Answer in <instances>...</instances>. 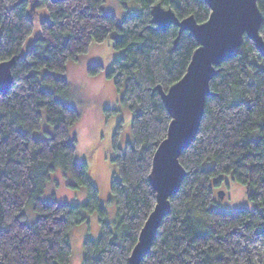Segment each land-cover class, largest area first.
Wrapping results in <instances>:
<instances>
[{
	"label": "trees",
	"instance_id": "16d2710c",
	"mask_svg": "<svg viewBox=\"0 0 264 264\" xmlns=\"http://www.w3.org/2000/svg\"><path fill=\"white\" fill-rule=\"evenodd\" d=\"M104 1L0 0V62L16 57L12 87L0 92V264H69V232L93 211L102 229L98 240L84 241L83 264H130L157 203L149 175L172 116L153 89L160 84L167 92L179 81L199 45L187 30L176 42V25L158 29L151 9L160 3L180 19L194 15L199 23L210 17V7L204 0H120L137 3L140 11L126 13L119 22L103 13ZM257 4L264 39V0ZM113 31L119 34L113 47L123 55L113 61L109 75L124 89L121 102L133 113V138L125 148L118 146L119 132L112 141L115 226L107 220L98 186L89 180L87 162L76 160L70 128L80 112L59 98L69 84L54 73ZM242 43L210 82L214 94L206 97L198 134L179 159L184 180L140 264H264L259 251L264 250V55L246 34ZM88 71L97 73L98 66ZM43 109L53 132L36 139ZM256 131L259 136L253 138ZM205 161L212 166L204 167ZM58 168L71 174L73 187L86 186V202L42 198ZM228 173L255 188L250 198L258 208L229 213L212 208L211 181ZM29 205L39 216L32 223L25 220Z\"/></svg>",
	"mask_w": 264,
	"mask_h": 264
},
{
	"label": "rangeland",
	"instance_id": "374dc122",
	"mask_svg": "<svg viewBox=\"0 0 264 264\" xmlns=\"http://www.w3.org/2000/svg\"><path fill=\"white\" fill-rule=\"evenodd\" d=\"M126 4H122L120 0H105L102 3V11L104 14L116 15L118 21L122 22L126 13L140 11L135 2L128 1ZM118 36L117 31H113L105 40L90 43L88 51L69 59L63 71L54 72L58 78L66 77L69 84L67 89L59 94V98L64 103L75 106L80 112V118L70 128V138H76V160L87 162L89 180L98 186L100 203L106 210L108 222L113 226L116 225L118 213L111 191L112 179L117 171L116 164L112 161L115 154L112 141L117 136L118 146L125 148L127 140L133 138L130 124L133 113L128 104L121 102L124 89L119 90L115 78L109 75L113 61L123 55L122 50L113 47L114 39ZM97 50L99 55L96 57ZM94 65L98 66V72L91 74L88 69ZM41 117L39 129L33 133L36 139L47 137L48 133L53 132L44 109L41 111ZM118 124L121 125L120 128ZM116 132H119L118 135ZM252 136L257 138L259 131L254 132ZM203 165L208 168L212 166V162L205 161ZM72 180L71 174L61 168L52 171L42 198L48 202L55 200L58 204L86 202V186L73 187ZM211 183L213 209L229 213L243 208H258L250 198L255 188L238 183L230 173L219 175L212 179ZM25 217L29 223L39 218L31 205L26 207ZM101 229L97 211L88 213L85 221L73 225L69 232L72 248L69 264H83L84 241L88 237L98 240ZM259 251L264 258V250Z\"/></svg>",
	"mask_w": 264,
	"mask_h": 264
},
{
	"label": "water",
	"instance_id": "95a60500",
	"mask_svg": "<svg viewBox=\"0 0 264 264\" xmlns=\"http://www.w3.org/2000/svg\"><path fill=\"white\" fill-rule=\"evenodd\" d=\"M52 1L55 3L58 0ZM204 1L210 7L211 14L206 21L199 23L194 15L180 19L172 8H164L160 3L151 9L153 23L158 29L178 26L176 42L183 31H190L199 47L192 53L186 73L167 92L160 84L153 89L159 90L172 119L166 138L154 153L149 175L156 190L157 203L139 233L130 255V264H140L150 251L161 221L170 212L169 199L180 190L186 169L179 159L198 134L206 97L214 94L210 82L219 71L217 67L234 55V51L243 44L245 34L256 42L259 52L264 55V39L259 31L263 16L258 8V0ZM15 62L16 57L0 62L1 93L12 87Z\"/></svg>",
	"mask_w": 264,
	"mask_h": 264
},
{
	"label": "crops",
	"instance_id": "0c3cea01",
	"mask_svg": "<svg viewBox=\"0 0 264 264\" xmlns=\"http://www.w3.org/2000/svg\"><path fill=\"white\" fill-rule=\"evenodd\" d=\"M93 43H97V42H93ZM99 55V51L97 50L96 52H95V56L97 57Z\"/></svg>",
	"mask_w": 264,
	"mask_h": 264
}]
</instances>
